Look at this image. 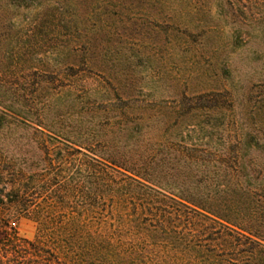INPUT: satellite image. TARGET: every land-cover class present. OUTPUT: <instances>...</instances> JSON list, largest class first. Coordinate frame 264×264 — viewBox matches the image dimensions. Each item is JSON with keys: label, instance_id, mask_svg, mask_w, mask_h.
<instances>
[{"label": "trees", "instance_id": "trees-1", "mask_svg": "<svg viewBox=\"0 0 264 264\" xmlns=\"http://www.w3.org/2000/svg\"><path fill=\"white\" fill-rule=\"evenodd\" d=\"M6 126L0 264H264V0H0Z\"/></svg>", "mask_w": 264, "mask_h": 264}, {"label": "rangeland", "instance_id": "rangeland-1", "mask_svg": "<svg viewBox=\"0 0 264 264\" xmlns=\"http://www.w3.org/2000/svg\"><path fill=\"white\" fill-rule=\"evenodd\" d=\"M234 60L237 63L239 70L237 72H233V78L235 81L240 79L242 73L245 72L246 68L240 65L239 59H243L246 57V53H242L234 56ZM243 80V79H242ZM227 86L230 87V82L227 83ZM243 88L239 91V95H243L244 92L251 87L248 80H243L242 84ZM239 99H242L241 96H238ZM28 137V133L22 131L21 128H17L16 126H6L3 131L0 132V185L5 188V193L0 196L4 199H9L11 192V186L8 185L10 183V170L14 166V162L16 160H20L22 158V152H18V149L15 148L16 141H24L25 138ZM0 216H4V212L0 211ZM9 228L14 229L18 234L20 239L26 240H34L37 235V225L30 219L22 218L20 220H13L9 223Z\"/></svg>", "mask_w": 264, "mask_h": 264}]
</instances>
